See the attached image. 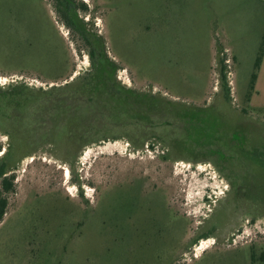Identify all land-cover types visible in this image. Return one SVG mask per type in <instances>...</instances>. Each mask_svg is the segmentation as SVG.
<instances>
[{"label": "rangeland", "instance_id": "1", "mask_svg": "<svg viewBox=\"0 0 264 264\" xmlns=\"http://www.w3.org/2000/svg\"><path fill=\"white\" fill-rule=\"evenodd\" d=\"M76 1L118 82L159 106L73 163L44 152L19 163L0 264H259L264 84L249 97L264 0ZM3 4L0 87L61 86L89 70L55 0ZM8 142L0 132V159Z\"/></svg>", "mask_w": 264, "mask_h": 264}, {"label": "trees", "instance_id": "2", "mask_svg": "<svg viewBox=\"0 0 264 264\" xmlns=\"http://www.w3.org/2000/svg\"><path fill=\"white\" fill-rule=\"evenodd\" d=\"M55 1L65 25L86 45L91 66L61 86L36 88L18 82L0 87V132L9 140L0 159V221L7 213L8 195L15 192V175L10 173L24 159L44 152L73 163L86 146L109 140L121 129L134 131L138 124H149V112L159 106L152 97L118 82V65L80 18L79 12L88 13V6L76 0ZM263 56L264 39L257 72L252 76V92ZM223 78L226 80L225 75ZM262 261L264 256L258 263Z\"/></svg>", "mask_w": 264, "mask_h": 264}, {"label": "crops", "instance_id": "3", "mask_svg": "<svg viewBox=\"0 0 264 264\" xmlns=\"http://www.w3.org/2000/svg\"><path fill=\"white\" fill-rule=\"evenodd\" d=\"M262 1V0H261ZM4 9V4H3V0H0V31H1V28H2V24H3V19H4V14H6V11L3 10ZM5 11V12H4ZM1 47V46H0ZM264 84V56H263V60H262V64H261V67L258 71V78H257V81H256V85H255V94H254V98H252V100H250L251 104L252 102L255 101V95L259 94V98H261V91H260V87ZM257 99V100H258Z\"/></svg>", "mask_w": 264, "mask_h": 264}, {"label": "bare ground", "instance_id": "4", "mask_svg": "<svg viewBox=\"0 0 264 264\" xmlns=\"http://www.w3.org/2000/svg\"><path fill=\"white\" fill-rule=\"evenodd\" d=\"M201 248H202V247H199V249H198V250H201Z\"/></svg>", "mask_w": 264, "mask_h": 264}]
</instances>
